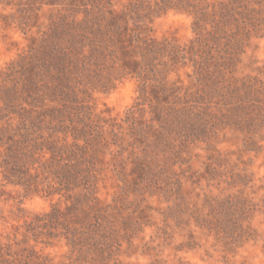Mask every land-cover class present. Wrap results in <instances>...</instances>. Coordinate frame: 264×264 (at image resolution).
Instances as JSON below:
<instances>
[{"label": "trees", "instance_id": "trees-1", "mask_svg": "<svg viewBox=\"0 0 264 264\" xmlns=\"http://www.w3.org/2000/svg\"><path fill=\"white\" fill-rule=\"evenodd\" d=\"M120 1L41 0V7H53L46 30L0 70L5 180L30 194H50L40 190L41 176H54L68 192L74 184L85 190L80 206L74 203L66 212L53 209L40 218L44 239L33 234L36 243L47 247H53L51 241L58 236L66 239L62 264H122L116 258L122 243L133 246L127 235L122 238L109 228L111 213L94 191L103 170L100 154L108 146L104 133L84 124V135L72 134L73 143L63 134L81 121V108H88L85 95L110 89L113 81L137 80L136 106L150 115L146 125L133 128L136 143L143 146L142 153L135 154L140 177L152 173L160 155L173 163L182 161L183 149L201 134L190 127L198 131L201 124L211 133L219 119L238 126L232 114L241 113L251 120L256 114L264 123V82L237 76L241 57L264 28V0H128L119 7ZM170 11L192 19L195 37L190 45L152 35V20ZM188 67L193 70L191 83L184 86L173 74ZM178 187L181 192V182ZM206 201L212 217L194 212L199 225H225L233 201ZM59 227L60 235L52 232ZM0 264H56V259L44 249L14 250L8 244L0 247Z\"/></svg>", "mask_w": 264, "mask_h": 264}, {"label": "rangeland", "instance_id": "rangeland-1", "mask_svg": "<svg viewBox=\"0 0 264 264\" xmlns=\"http://www.w3.org/2000/svg\"><path fill=\"white\" fill-rule=\"evenodd\" d=\"M40 1L0 0V70L17 60L32 39L46 30L53 7H41ZM127 2L120 1L119 7ZM150 29L158 40L178 46L190 45L195 37L192 19L174 11L154 18ZM192 71L181 68L173 79L190 85ZM237 76H253L264 82V28L241 57ZM111 83L110 89L84 96L88 108H81V121L63 134L73 143L72 134L82 138V127L91 124L108 141L106 152L100 154L103 170L94 191L100 205L111 213L109 228L133 242L131 246L124 241L116 258L122 264H264V123L256 114H251V120L241 113L232 114L239 120L238 126L219 119L211 133L201 124L198 131L190 127L193 133L201 134L183 149L182 161L173 163L160 155L153 174L140 177L135 154H141L143 146L136 143L133 128L146 125L150 115L136 106V79ZM215 112L219 113V108ZM3 151L0 146V247L12 244L14 250L30 246L44 249L55 256L56 264H62L68 250L66 239L58 236L62 228L52 231L58 233L51 241L53 247L36 243L33 234L45 238L39 221L44 214L53 209L66 212L74 203L80 202V206L83 186L74 184L68 192L54 176L48 180L41 176L40 190H50V194H30L23 186L5 180ZM179 182L181 192H177ZM208 198L211 203L230 200L235 204H229L232 215L228 214L222 227L214 229L196 221L194 212L212 217ZM29 228L34 233H29Z\"/></svg>", "mask_w": 264, "mask_h": 264}]
</instances>
